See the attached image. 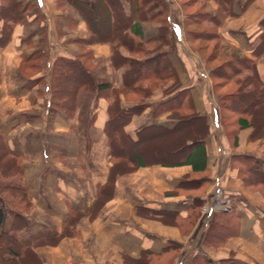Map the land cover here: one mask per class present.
I'll return each instance as SVG.
<instances>
[{
	"label": "crops",
	"instance_id": "0c3cea01",
	"mask_svg": "<svg viewBox=\"0 0 264 264\" xmlns=\"http://www.w3.org/2000/svg\"><path fill=\"white\" fill-rule=\"evenodd\" d=\"M14 1L19 5L21 20L8 33L4 16L9 13L0 0V137L7 150L20 158L31 209L23 215L26 227L15 236L20 248L15 246L16 254L1 255L10 261L6 264H124L123 256L138 259L144 250L163 252L162 257L170 261L177 258L180 264H192L196 255L204 256L207 264H264V62L256 60L251 51L264 18V0H255L245 10V0H232V12L237 17H226L217 29L223 41L255 61L256 77L262 86V103L252 111L260 128L250 126L235 136L221 125L210 68L184 36L179 1L162 0L169 45L161 51L168 55L176 73L178 90L188 92L189 111L205 119V170L194 173L191 166L179 163L181 156L170 163H146L134 172L117 176L109 196L101 189L110 166L103 132L107 100L99 97L94 101L81 95L75 115L66 118L50 106V68L57 58H74L80 49L90 48L98 61L95 79L117 86L121 70L112 68L108 80L97 66L111 56L112 46L118 43L114 32L119 29L135 41L138 38L132 31L156 36L159 17L133 14L136 0ZM114 1L120 11L115 10ZM207 4L217 8L214 0H207ZM101 5L107 19L103 18L105 11L94 12ZM90 13L94 21L101 22L99 34L108 28L113 33L111 38L100 35L101 39L94 37L100 43L90 40L84 44L89 39L87 32H94L88 21ZM117 18L124 21L121 29ZM36 52L44 55V66L27 79L31 82L27 85L20 65L24 57ZM175 92L166 96L156 91L144 99L147 106L125 127L133 140L139 130L152 125L174 127L176 116L168 111L157 113L155 106ZM120 100L123 104L122 95ZM185 177H205L207 183L187 194L169 195ZM193 198L201 199L203 205L191 227L183 223L179 226L172 218L161 221L145 215V210H159L186 218ZM92 208L97 210L93 218L84 216L74 225L76 235L60 236L70 209ZM216 213H223L224 218L223 226L213 230L225 239L218 246L204 241ZM14 223L5 209L3 231L7 233ZM171 243L178 248H170ZM94 259L98 262L93 263Z\"/></svg>",
	"mask_w": 264,
	"mask_h": 264
},
{
	"label": "trees",
	"instance_id": "16d2710c",
	"mask_svg": "<svg viewBox=\"0 0 264 264\" xmlns=\"http://www.w3.org/2000/svg\"><path fill=\"white\" fill-rule=\"evenodd\" d=\"M196 1L197 8L193 13L186 12L182 5L179 4L183 13L184 36L188 41L201 39L212 41L216 44L213 54L208 57L202 55L200 50L194 49L210 68L209 75L213 80L212 88L217 96L221 125L228 134L230 133V136H235L238 131L250 126H256V129H259L260 122L254 119V113H252L253 109L262 103L260 96L262 86L256 77L255 61L247 58L240 50L223 41L217 32L219 25L226 17H237L232 12V0H214L217 4L216 9H211L207 4V0ZM254 1L245 0L243 9H247ZM3 3V7L9 13L4 16V23L8 25V31L6 32L10 33L12 25L21 20V16L17 13L19 5L14 0H3ZM113 6L115 10L120 11L116 1H114ZM95 11H100V13L105 11L103 12V18L107 19L105 7L102 5L97 6L94 9ZM131 12L133 14H150L151 19L159 17L157 35L148 34L146 36L140 34L139 31H132V35L138 38V40L135 41L133 39V41L131 36L130 38L127 36L126 32L122 33L119 29L117 30L118 33L114 37H116L115 41L118 43L112 46L110 56L111 67L122 72L121 80L117 86L97 81L94 77L96 64L88 69L81 59L83 57L82 52L74 58H57L54 60L49 74L50 106L66 118H72L75 115L77 102L81 95L87 96V98L92 97L94 101H97L99 97L107 100L103 132L106 137L110 166L108 180L101 188L103 190L102 194L105 195L106 193L108 194L107 196L112 192L111 190L114 187V181L117 176L134 172L146 164L138 153L136 146L141 142L145 134L150 135L151 140L164 136L171 138L167 145V150L175 151L178 148L179 140L182 141L184 148H182V159H180L179 163L191 166L194 173H201L205 170L204 141L207 136L205 119L189 111L188 92L185 89L178 90L179 82L176 73L170 65L168 55L161 51L162 47L169 45L166 7H164L162 0H136L135 9H132ZM135 19L140 21L136 16ZM116 24H119L121 29L124 21L121 18H117ZM112 34L108 28H105V31L101 32L100 35L104 38H111ZM94 35L93 37L101 39L100 35ZM126 39L130 40V44H127V42L125 44L124 41ZM90 40L91 38L87 39L84 44L88 45ZM122 44L125 46L127 54L120 50L119 45ZM251 51L256 60L264 62V18L259 24V33L254 39ZM88 58H92L90 50H88ZM218 59L223 60L218 68L210 65L211 60ZM43 66L44 55L36 52L31 57L22 59L19 71L27 82V79ZM25 68L31 69L32 74L26 76L23 73ZM220 69L223 71L220 72ZM69 72L76 75L77 73L79 74L78 80L71 86L64 80ZM215 80L219 82L216 84L214 83ZM37 81L35 80L34 82ZM29 83L31 82L28 81L26 84L29 85ZM219 83L230 85V90L227 94L221 95L217 92L216 86ZM175 90L178 91L175 92ZM156 91H160L166 96L175 92V95L157 104L155 111L157 113L168 111L174 114L176 123L172 129H162L154 125L141 129L136 133V140H133L125 130V127L133 115L139 114L147 106L144 103V99ZM120 95L123 96V104L120 100ZM131 95L136 98L128 99ZM224 111L228 112L227 116ZM93 118L94 116L90 120H93ZM184 119L199 123L201 126L199 128L191 125L181 128L180 125ZM148 133H152L153 136ZM186 134L191 136L187 137ZM151 155L153 156V154ZM159 158L154 159L153 162H161ZM242 178L247 185L251 186L249 180L243 176ZM206 183L207 178L205 177H185L169 195L187 194L189 191L202 187ZM202 205L203 201L201 199L193 198L188 207L189 214L183 219L169 211L145 210V215L148 218L161 221L166 218H172L179 226L180 223H183L191 227L196 223ZM5 209L9 211V215L15 222L7 233L3 231ZM30 209L22 177L20 158L7 150L2 137H0V239L4 240L0 242V264L10 262L1 257L3 253L11 252L16 254L15 246L20 248L15 236L18 230L20 231L26 227L23 215L29 213ZM96 212L95 208L85 211L70 209L60 236L76 235L73 228L76 222L84 216L93 218ZM229 216L233 218L232 215ZM223 220V213L213 215L208 224L207 236L204 240L209 245L218 246L224 243L225 239L216 235L213 231L223 226ZM233 232L236 234L234 229ZM209 234L211 235L209 236ZM169 246L170 248H178L177 245L172 243ZM162 253L144 250L138 259L123 256V262L124 264H152L154 260H157L153 264H167L170 259L167 260L162 257ZM185 260L187 261V259ZM192 264H207V260L204 256L196 255L192 259Z\"/></svg>",
	"mask_w": 264,
	"mask_h": 264
},
{
	"label": "rangeland",
	"instance_id": "374dc122",
	"mask_svg": "<svg viewBox=\"0 0 264 264\" xmlns=\"http://www.w3.org/2000/svg\"><path fill=\"white\" fill-rule=\"evenodd\" d=\"M179 3L182 5V7L185 9L186 12H189V13H193L196 8H197V1L196 0H178ZM93 17L94 15L90 13V15H88V21L91 22L92 24V30L94 32H87V36H89V38H91V41H95L94 44H97V43H100L98 40H95L96 38L93 37V33H97L98 35L99 34V31H98V26L100 25L99 22H96L93 20ZM199 30H201L200 28H198ZM114 34L116 35V32H114ZM94 39V40H93ZM106 41V40H105ZM125 44L127 42V44H130V41H124ZM190 44L192 45V47H194L195 49H198L200 50L201 54L204 55L205 57H208L210 55L213 54V51H214V48H216V44L212 41H204V40H201V39H196V40H190ZM88 50H91L90 48H87V49H80L79 51L82 52L83 54V57L81 58L83 60V62L85 63V65L88 67V69L92 68L93 65L98 62L93 56L92 58H88ZM121 51L123 53H126L127 54V51L126 49H121ZM223 62V60H211V63L210 65L211 66H214L216 68H218L219 65H221ZM100 64L97 63V66H99V69H102L103 71V74L106 75V78L108 80H111V77H110V73H111V70H112V67H111V61H110V57L108 56L107 59H105V62L104 63H101L99 62ZM97 70V71H98ZM219 70V69H218ZM95 71V70H94ZM223 70L220 69V72H222ZM23 73L28 76L29 74H32V71L31 69H28V68H25V72L23 70ZM78 73L77 75L72 73V72H69L68 73V76L67 78L65 77L64 80H66V82H68L67 84L68 85H73L74 83H76V81L78 80ZM219 81L218 80H215L214 83H218ZM222 82V81H220ZM67 85V86H68ZM216 89H217V92L221 95L223 94H227L230 90V85L226 84V83H219L217 86H216ZM136 97L134 95H131L128 97V99L132 100V99H135ZM258 113V112H257ZM224 114L227 116L228 115V112H225L224 111ZM227 121V120H225ZM191 125H195L196 127H199L200 128V124L199 123H196V122H192L190 120H186L184 119L181 123V128H186L188 126H191ZM231 130V129H230ZM148 134H151V136H153L152 133H148ZM187 137H190L191 135L189 134H186ZM170 139L169 137L167 136H164V137H158L156 139H152L151 140V137L150 135H144L142 137V140L141 142L136 145L137 146V150H138V153L140 154L141 158L145 161L144 163H148V162H153L154 159H160L161 162L163 163H170L172 161H178L179 157L181 156V152L183 151L182 148H184L182 146V141L179 140L178 142V148L173 151V150H167V145L168 143L170 142ZM185 139H188V138H185ZM153 154V156L151 155ZM64 237H67V236H64ZM179 259V258H178ZM95 262H98L96 259L93 260V263ZM157 260H154V262H156ZM152 262V264L154 263ZM124 263V262H123ZM178 261H177V258L175 259H172L171 261H169L167 264H177ZM83 264H87L86 262H84ZM157 264V263H155Z\"/></svg>",
	"mask_w": 264,
	"mask_h": 264
},
{
	"label": "built area",
	"instance_id": "2783aa9c",
	"mask_svg": "<svg viewBox=\"0 0 264 264\" xmlns=\"http://www.w3.org/2000/svg\"><path fill=\"white\" fill-rule=\"evenodd\" d=\"M177 264H180L179 262Z\"/></svg>",
	"mask_w": 264,
	"mask_h": 264
},
{
	"label": "bare ground",
	"instance_id": "6f19581e",
	"mask_svg": "<svg viewBox=\"0 0 264 264\" xmlns=\"http://www.w3.org/2000/svg\"><path fill=\"white\" fill-rule=\"evenodd\" d=\"M149 164V163H148Z\"/></svg>",
	"mask_w": 264,
	"mask_h": 264
}]
</instances>
